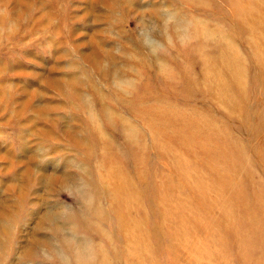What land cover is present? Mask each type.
<instances>
[{
  "label": "rangeland",
  "instance_id": "374dc122",
  "mask_svg": "<svg viewBox=\"0 0 264 264\" xmlns=\"http://www.w3.org/2000/svg\"><path fill=\"white\" fill-rule=\"evenodd\" d=\"M153 110L164 112L147 120ZM174 118L198 123L182 135ZM200 139L218 162H238L237 141L245 164L211 170ZM127 140L146 148L142 180ZM168 149L187 153L173 158ZM263 150L264 0H0V212L8 216L0 217V264H191L207 230L197 218L214 195L186 187L183 199L181 175L195 188L192 179L219 185L221 173L231 181L243 169L230 188L264 186ZM107 158L120 162L110 176L119 189L104 180ZM106 190L118 194L116 216ZM127 190L135 196L124 213ZM180 203L195 212L177 216L170 205ZM222 218L219 210L207 218L212 230ZM239 252L224 249L219 264H241ZM258 255L264 264V248Z\"/></svg>",
  "mask_w": 264,
  "mask_h": 264
},
{
  "label": "bare ground",
  "instance_id": "6f19581e",
  "mask_svg": "<svg viewBox=\"0 0 264 264\" xmlns=\"http://www.w3.org/2000/svg\"><path fill=\"white\" fill-rule=\"evenodd\" d=\"M241 7H242L241 5H239V6L235 5L236 16H238V10L242 14ZM201 34H203V33H199V35H201ZM201 45L202 44H200V43H199V45L196 44V47L192 48L191 51H195L196 53L199 52L202 48ZM224 52L226 53V50ZM197 57H200V56L198 55ZM199 62L203 66L202 70H208L209 66H208V64L205 65L206 61H205V63H202L200 61V58H199ZM231 69H232V72L236 74L235 81L241 85V88L242 87L244 88L243 76L241 74L242 72H241V69L238 65V61H234L231 64ZM158 70L161 73V75H164V77L162 76L161 78H164L163 81H164V83H166V80L168 81V78L166 76H168V75L164 74V72L162 74V69L158 68ZM189 77L192 78L193 75H191ZM194 80L197 82V84L202 81V79H199V78H197V80L196 79H194ZM194 80H191L190 83L195 86L196 82ZM189 86H191V85H188V87ZM234 95L239 96V97H243V93H241L240 89L235 90ZM230 98L231 97L229 96L228 98H225V100H230ZM154 101H156V100H154ZM163 112H164V110H153L151 113H149L147 120H150L153 117H158V116L162 115ZM133 114H135V112H133ZM174 121H175V118H174ZM178 122L179 121L173 122L174 124L172 125L171 128L176 129V127L178 125L179 129H182V135H183L187 131V127H190V129L192 130L197 125L198 119L196 121H193L190 123L186 122L184 124H180ZM257 124H258V122H257ZM160 125L166 127L164 124H160ZM255 127H256V125H255ZM257 129L259 131L258 126L256 127V131H257ZM96 130H99V129L97 128ZM210 132L215 133V132H219V131L211 130ZM180 141L182 142V144L185 143V140H183V139H181ZM128 143L129 144L126 143V147L128 149H132L134 152L133 155H135V159H136L135 160V166L139 167V168H137V170H138L137 172L140 174V178L142 180V177L144 176L143 172L145 170V169H143V167H146V162L148 163V159L145 156L146 155V148H141L137 144L134 145V143L131 141H128ZM199 143H200V151H201V153H203L202 156H204V157L205 156L207 157V155L209 156V160H207V161H209V165H210L211 170H217L220 172V169H222L220 164L223 166H225L226 164H230L231 170L235 169L236 171H238L245 164V161L241 159V155H242V157L245 158L244 154L242 153L243 148L238 144L237 141H231V147L233 150H236L237 153L239 152V156H237L238 162L235 161L234 158L231 159V161L220 160L218 162L215 159L216 154L214 152L210 151L207 147V144L209 142L204 140V139L203 140L200 139ZM161 146H163V145L162 144L160 146L158 145L159 148H161ZM178 146L180 147V145H178ZM159 150L161 151V149H159ZM165 150H167V148H165ZM179 152H180V154H179ZM186 153L187 152L185 150L179 151L177 149H174L173 152H170V150H169V155L172 156L173 158L175 156H178V155L180 156L181 154L185 155ZM218 154L219 153L217 152V155ZM260 154L264 155V150H263V152H260ZM191 157H192L191 158L192 162H195L194 156L191 155ZM107 160L108 161H106V162H108L109 165H107V176H105L104 180L106 181L107 179H109V180H107V182L109 183V181H110L111 182L110 184L114 185L113 187L117 188L120 185L121 181H119V179H117L116 176L115 177L114 176L110 177V176L113 173L120 175L119 174L120 162L118 159L115 160V163L112 162L111 159L107 158ZM168 163L172 164L171 161L167 162V164ZM184 168H183V170L189 171V168L187 165H185ZM244 173H245V171L242 169L241 172L239 173V175L244 174ZM224 174L225 173H221L222 181H221V183H219V185H216L215 183L209 184V182L204 184V185H201L202 184L201 182H195L194 179L190 180L192 184H197L196 185L197 187H195L196 189L190 183L188 184L189 180L186 179L187 177H185V179H184V178H182V175H181L180 181H182V184H184V186H185V190H183L184 195L182 194L183 199H186V197L188 196V194L186 193V187H188L190 189V193H192L193 191H195L197 193V191H198L197 188L200 189V187H202V186H204V188L208 187L210 193L212 195H214L213 201L206 204L207 217L205 218V216L202 215L199 218H197V219L202 220V223L200 221V223L202 224L201 229L206 228L207 230L200 232L201 236H199L200 240L198 242V246L193 245L191 247V248H195V250H197V252L195 254H190L189 258H191V260H192V261H190V263L191 264H212L211 262H213L214 259L216 258V256H218V260L216 259L217 260L216 264H219L220 263L219 260H220L221 256L225 257L224 253H222L224 249L236 248V249H240V251H241L237 254L238 259L240 260L239 262L241 264L249 263L250 262L249 259L255 260L256 263L258 264L259 262H261L260 257L258 255L259 250L264 248V227L259 229L256 226L255 220L258 218V214L252 213V209H250V205L256 204L255 207H258L259 209H261L262 213L264 214V186L262 184L256 185V186H253L252 184H250L252 186L248 185L247 187H244L241 184H239L238 187L230 188L229 182H232L233 185H236L238 173L236 172L237 175H233V177L231 178V181ZM249 174L251 177L252 173L249 172ZM249 174H248V177H249ZM147 177H149V175ZM51 179L53 181L57 180L53 177H51ZM147 179L149 181V178H147ZM241 179L243 181V178H241ZM52 180L50 181L51 183L53 182ZM100 180H101V178H100ZM251 181H253V179H251ZM105 184L108 187V184L106 182H105ZM118 189H119V187H118ZM129 189L132 190V187H129ZM106 191H107V193H106L107 197L110 198V201L112 204V212L115 213V216H116L117 209H116L114 203L116 202V200L118 198V194L116 193V191L113 193L114 195L111 193L110 190H106ZM161 193H164V192H161ZM166 193H168V192H166ZM166 193L162 196H165L167 198L168 195ZM124 195H126V197L127 196H129L130 198L132 197L131 199H133V197L135 196L134 193H132L131 191H128V190H127V192L124 193ZM126 197L120 198L121 200H119V201H121L122 203L121 202L118 203V205L121 204L126 209V210L122 211L124 213L128 209H133V203L129 202V199H128L129 197H127V198ZM258 203H262V204H258ZM194 204H195L197 209H202V203L199 205L197 202H195ZM145 205H147V203H145ZM170 206H171V208L176 209L177 216L180 213L183 215V214H190V213L195 212V208H193L192 205L190 208L183 206V203H180L179 205L171 204ZM218 210L221 211L222 217H225V218H222L223 223L219 227V229L212 230L211 226H213L214 224H212V221H209L207 218H209L211 220L212 214H217ZM253 216H255V217H253ZM0 217L2 219L8 218L6 213H3V212H0ZM231 220H232V222H230ZM241 221H247V222L245 225H242V224H240ZM124 223H125V221H124ZM124 223L122 222V225L123 226L125 225L126 231H128V232H131V231L132 232H135V231L140 232L142 229V226L138 227L137 224L132 225L134 223H130L131 225L127 226ZM239 225L242 227L241 232H234V233L228 232V230H237ZM39 226H40V223L38 224V227ZM179 226L180 225H177V227H179ZM31 236H32L31 238L33 239L32 242H35V241L39 242L40 241L36 237V235H34V238H33V234ZM250 237H257V238H255V240L258 239V242H254V240L249 239ZM128 243H126L125 245L127 246ZM136 244H139V243L135 241L134 245H136ZM198 247H200V248H198ZM202 252H206V253L208 252L207 257H205L206 254L202 255Z\"/></svg>",
  "mask_w": 264,
  "mask_h": 264
}]
</instances>
